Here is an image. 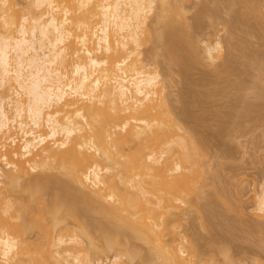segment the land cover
<instances>
[{
	"label": "bare ground",
	"instance_id": "bare-ground-1",
	"mask_svg": "<svg viewBox=\"0 0 264 264\" xmlns=\"http://www.w3.org/2000/svg\"><path fill=\"white\" fill-rule=\"evenodd\" d=\"M16 1L0 0V264H236L225 233L212 232V210L239 206L209 172L204 135L141 56L151 38L153 60L202 62L184 0H27L25 13ZM209 1L234 13L230 29L264 36V0ZM230 33L241 54L247 41ZM222 41L204 47L207 60L221 57ZM260 186L251 211L264 221ZM187 205L204 210L210 251L193 232L177 236Z\"/></svg>",
	"mask_w": 264,
	"mask_h": 264
},
{
	"label": "rangeland",
	"instance_id": "rangeland-1",
	"mask_svg": "<svg viewBox=\"0 0 264 264\" xmlns=\"http://www.w3.org/2000/svg\"><path fill=\"white\" fill-rule=\"evenodd\" d=\"M28 1H16L17 4L19 3V8L18 5L16 7L17 10L21 9L20 13L28 12V7H30L29 4L27 5ZM203 5L215 9L217 13L209 19L205 17L202 19L203 17L198 16L200 13L198 10H201ZM182 6L187 20L196 22L197 24H194L201 27L196 36L198 51L203 56L202 62L193 63L186 60V63L184 61V64H188L186 67L189 69L187 70L184 64L182 67L179 64L170 66L163 54H159L153 60L148 56V51L154 46L151 38L144 41L141 56L144 62L149 63L148 68L154 67L159 70L162 84H167L164 91L168 93L170 104L177 109L183 108L190 114L184 123H190L196 131L204 135L208 151V157L206 156L205 160H207L209 170L211 169L208 171L218 173L215 181L225 188L228 187L229 190H227L230 192L228 196L232 197L235 204L239 206V210L238 207L236 210L235 208L232 210L224 208V210L215 206L212 210V223L215 224L212 232L225 233L229 239V246H231L229 252L233 254L236 264H264V250H261L259 244L260 237L264 234L262 232L264 221H259L252 215L253 205H255L254 196L259 191L260 185L264 184V106L262 105L264 92L261 93V90H264V36L260 35L261 32L258 34V31L254 35L247 34V27L244 28L242 24L234 30L227 27L226 23L235 18V15L229 9L227 10L228 7H225L223 2L213 4L209 0H184ZM240 19L243 18L239 17ZM230 31L234 34L232 42L237 44L242 39L247 41L244 43L247 47H243L241 54L229 47L231 44L228 43L229 38L227 37L231 35ZM215 39L223 40V52L221 57L210 62L205 58L204 47ZM226 59L229 60L233 71L222 72L221 75L216 74L215 65ZM165 67H168L170 71ZM184 73L187 74L184 75ZM187 75L189 77H183ZM188 78L193 79V82ZM259 101L261 107L257 103ZM207 177L199 178V182L201 179L205 181L203 187L205 190L212 188V179L210 176ZM205 202L206 200L200 197V204H198L203 205ZM204 220L205 212L201 207L196 209L194 206L187 205L176 216L173 224L177 236L183 239H188L189 233L190 235L191 232L193 235L195 233V236L199 238L201 248L206 252L210 251V248L213 249L212 242H210L213 237L212 232L203 226ZM253 224L256 226L258 224L259 228ZM29 234L27 232V235ZM24 235L27 236L26 233ZM30 235L26 238L32 239V233ZM185 250L186 255L188 251ZM211 252L214 251L211 250ZM209 254L211 253L208 255L205 253L206 257ZM215 256L217 259H222L221 255ZM108 257L110 256H107V260ZM135 261L137 262L134 260L129 264H136Z\"/></svg>",
	"mask_w": 264,
	"mask_h": 264
}]
</instances>
